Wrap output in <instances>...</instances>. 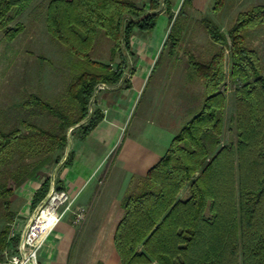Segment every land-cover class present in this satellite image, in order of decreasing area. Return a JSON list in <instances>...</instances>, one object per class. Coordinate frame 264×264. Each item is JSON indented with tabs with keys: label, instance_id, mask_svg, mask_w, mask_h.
I'll list each match as a JSON object with an SVG mask.
<instances>
[{
	"label": "trees",
	"instance_id": "obj_1",
	"mask_svg": "<svg viewBox=\"0 0 264 264\" xmlns=\"http://www.w3.org/2000/svg\"><path fill=\"white\" fill-rule=\"evenodd\" d=\"M189 2L182 0L174 16L168 1H162L169 20L162 49L169 42L176 44V27ZM31 3L0 0V32L7 40L22 31L21 23H10ZM160 8V0L48 1L46 31L65 48L73 73L55 105L29 95L20 104L25 114L15 125L0 128V217L5 220L0 247L14 219L9 211L13 185H22L43 166L60 160L68 129L77 126L83 140L97 126L102 113H88L95 87L121 80L128 56L133 57L131 35L135 30L150 33ZM202 21L210 38L223 44L216 25ZM257 25H264V5L239 13L226 33L233 110L228 117L232 138L225 143V98L219 89L225 78L223 52H215L206 63L191 64L203 81V99L160 159L144 175L129 179L112 234L119 264H264V75L241 35ZM99 37L111 44L106 62L91 57ZM33 108L49 116L45 127L28 120ZM71 159L68 152L63 165H70ZM48 188L47 178L35 190L31 208ZM56 189H61L58 184Z\"/></svg>",
	"mask_w": 264,
	"mask_h": 264
},
{
	"label": "rangeland",
	"instance_id": "obj_2",
	"mask_svg": "<svg viewBox=\"0 0 264 264\" xmlns=\"http://www.w3.org/2000/svg\"><path fill=\"white\" fill-rule=\"evenodd\" d=\"M48 1L32 0L29 8L14 18L10 26L19 22L23 28L12 40H7L0 32V128L2 129L15 125L17 120L25 114L20 104L29 95H37L46 103L55 105L63 98L65 88L73 73L70 69V57L65 48L54 41L46 31L45 8ZM172 1L175 16L180 5L176 6L177 0ZM219 2L190 0L183 7L182 16L176 27L178 30L176 44L172 47L169 42L159 50L155 69L147 88V91L149 87L152 90L153 101L157 107L156 110L159 109V114L150 116L147 113L145 116L177 132L197 110L204 95L203 81L194 74L191 64L206 63L215 52L221 50L225 78L219 89L225 98L224 136L222 138V142L225 143L232 138V134L228 131V117L233 110V83L228 76L230 60L226 33L239 13L250 10L256 5H264V0H220ZM162 10L161 6L159 13ZM204 19L216 25L218 31L224 36L223 44L220 45L210 38L204 28L202 21ZM160 23L159 20L158 29L161 26ZM241 35L243 45L255 52L259 60L260 71L264 75V25L246 28L241 31ZM110 46V42L99 37L91 57L101 62L108 61ZM130 59L128 56V61ZM126 70L127 67L123 73ZM95 91L96 89L88 103V113L96 109L93 107ZM186 105L190 107L184 110ZM139 109L140 106L135 117H138ZM30 114L28 120L42 127H45L50 119L45 111L37 108H33ZM136 121V118H133L128 133L133 131L132 128L135 127ZM147 124L150 123H145ZM66 135L67 144L72 139H79L77 126L68 129ZM170 140L171 137L169 142ZM52 162V166H55L56 163ZM111 171L115 173L113 167ZM105 183L102 186L99 184V190L101 192L100 187L105 191L109 190L106 193L107 196L101 195L98 203L86 204L85 219L80 226L74 229L75 240L72 247L78 257L76 264L116 263L110 240L113 226L119 217L117 198L120 197L121 185L119 186V182L117 184L115 181L107 185ZM26 185H13V193L9 197V211L14 214L12 223H15L13 226L15 230L18 222L21 225L25 219L17 214L25 209L23 206L27 197L23 194L25 195L30 190ZM183 195L184 192L181 193V196ZM2 210L0 208V212ZM4 225L5 220L0 217V230Z\"/></svg>",
	"mask_w": 264,
	"mask_h": 264
},
{
	"label": "crops",
	"instance_id": "obj_3",
	"mask_svg": "<svg viewBox=\"0 0 264 264\" xmlns=\"http://www.w3.org/2000/svg\"><path fill=\"white\" fill-rule=\"evenodd\" d=\"M167 1L170 4V11L173 12V1ZM181 1L177 0L176 6H179ZM159 20L161 26L158 29ZM168 28L169 20L162 10L157 14L155 27L150 33L139 30L133 32L130 38V51L133 57L127 62V70L123 77L119 82L105 84L103 89L95 92L93 107L102 113L101 121L83 140L72 139L55 166L51 163L43 166L34 177L23 183L27 184L30 190L23 194L27 197L23 206L24 211L17 214L25 218L21 225L18 222L17 234L24 228L32 210L44 198L31 208L35 190L47 178L49 188H56L58 184L61 189L77 194L76 203L85 206L98 203L101 195L107 196L109 190L105 191L100 187V192L99 184L102 186L106 180V185L109 182L115 181L117 184L119 182V186L121 185L120 197L117 198L119 217L113 226L114 231L121 216L120 199L129 179L135 174L144 175L160 159L170 137L176 133V130L157 121L153 122L145 116L147 113L150 116L159 114V109L156 110L153 101L152 90L149 87L147 91V88L155 69L156 56L162 49ZM125 82L129 83V87L124 86ZM139 106L138 117H135ZM189 107L186 105L184 110ZM133 118L137 120L136 125L132 128L133 131L128 133ZM68 152H72L71 163L64 166L63 162ZM112 167L115 173L111 171ZM74 229L68 218L58 223L39 251L38 264H76L78 257L72 247L75 240ZM110 241L115 264H119L113 250L112 236Z\"/></svg>",
	"mask_w": 264,
	"mask_h": 264
},
{
	"label": "built area",
	"instance_id": "obj_4",
	"mask_svg": "<svg viewBox=\"0 0 264 264\" xmlns=\"http://www.w3.org/2000/svg\"><path fill=\"white\" fill-rule=\"evenodd\" d=\"M104 87L105 84H98L95 89ZM76 198L77 194L50 187L20 233L17 234L11 224L6 243L0 247V264H38L39 251L58 223L68 218L70 224L77 227L84 221L86 206L77 204Z\"/></svg>",
	"mask_w": 264,
	"mask_h": 264
}]
</instances>
